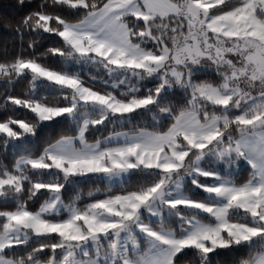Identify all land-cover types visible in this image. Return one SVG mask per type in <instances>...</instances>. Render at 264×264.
I'll return each instance as SVG.
<instances>
[{
	"label": "snow or ice",
	"instance_id": "6c2138e0",
	"mask_svg": "<svg viewBox=\"0 0 264 264\" xmlns=\"http://www.w3.org/2000/svg\"><path fill=\"white\" fill-rule=\"evenodd\" d=\"M14 30L0 264H264V0H40Z\"/></svg>",
	"mask_w": 264,
	"mask_h": 264
},
{
	"label": "trees",
	"instance_id": "16d2710c",
	"mask_svg": "<svg viewBox=\"0 0 264 264\" xmlns=\"http://www.w3.org/2000/svg\"><path fill=\"white\" fill-rule=\"evenodd\" d=\"M40 0H25L24 6H20L18 4V0H0V59H3L5 55L11 57L15 52L19 51L20 40L17 36L14 28L16 21L19 20L21 16H23L26 12L30 11L34 8ZM6 23H10L11 26L6 27ZM29 37L25 34L24 37V46L27 47V41ZM53 41H45L43 42L44 47L50 46ZM40 50H43L41 48ZM58 66V65H57ZM86 71H88L86 69ZM26 85L17 84L15 85L14 91L16 93H21L23 88ZM0 92H3V85L0 84ZM0 102H2V97H0ZM7 111L9 115H12L13 118L16 117L17 113L12 112L11 109H3L0 108V118H3L2 114ZM23 115V113H20ZM0 159H3L5 163L12 162V152L11 149L8 150L7 155L0 150ZM91 185L83 186L85 191H87L88 187ZM71 193L69 190L68 193H65L67 197ZM219 260L226 261L230 259L229 257L217 258Z\"/></svg>",
	"mask_w": 264,
	"mask_h": 264
}]
</instances>
